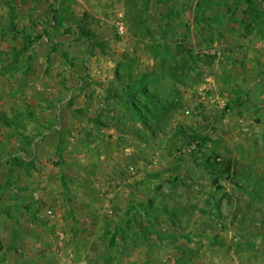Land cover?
Segmentation results:
<instances>
[{
  "label": "rangeland",
  "instance_id": "1",
  "mask_svg": "<svg viewBox=\"0 0 264 264\" xmlns=\"http://www.w3.org/2000/svg\"><path fill=\"white\" fill-rule=\"evenodd\" d=\"M0 264H264V0H0Z\"/></svg>",
  "mask_w": 264,
  "mask_h": 264
},
{
  "label": "trees",
  "instance_id": "2",
  "mask_svg": "<svg viewBox=\"0 0 264 264\" xmlns=\"http://www.w3.org/2000/svg\"><path fill=\"white\" fill-rule=\"evenodd\" d=\"M238 103H242V101H239L235 104V106H238L239 104ZM232 109V106H227V110H231ZM196 139H201V138H196ZM203 139V138H202ZM203 142H206L207 141V138H204L202 140Z\"/></svg>",
  "mask_w": 264,
  "mask_h": 264
}]
</instances>
